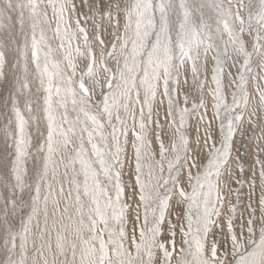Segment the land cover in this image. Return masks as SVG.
<instances>
[{"label":"snow or ice","instance_id":"obj_1","mask_svg":"<svg viewBox=\"0 0 264 264\" xmlns=\"http://www.w3.org/2000/svg\"><path fill=\"white\" fill-rule=\"evenodd\" d=\"M0 264H264V0H0Z\"/></svg>","mask_w":264,"mask_h":264}]
</instances>
